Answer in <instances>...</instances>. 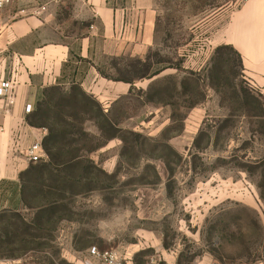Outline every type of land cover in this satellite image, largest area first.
<instances>
[{"label":"rangeland","instance_id":"rangeland-1","mask_svg":"<svg viewBox=\"0 0 264 264\" xmlns=\"http://www.w3.org/2000/svg\"><path fill=\"white\" fill-rule=\"evenodd\" d=\"M156 1L155 44L143 57L98 50L101 69L111 77L135 82L163 73L148 90L133 88L114 107L120 127L140 137L129 136L124 144L101 138L90 121L85 125L97 136L90 144L102 143L91 158L108 174L118 169L117 177L100 175L73 195L55 230L31 231L41 247L0 264H96L89 252L94 246L117 251L122 264H172L164 252L175 255L176 264H264V200L257 173L248 167L264 158V84L248 70L264 63L255 59L258 38L246 35L256 23L243 19L233 26L228 13L207 20L214 9H230L232 1L240 8L248 0ZM37 8L49 19L34 33L40 43L75 45L87 31L90 19L79 0H11L0 14L10 10L11 24ZM225 41L242 51L243 69L226 67L231 83L216 90L207 76L215 49ZM243 87L262 105L247 104ZM34 214L27 211L26 219ZM7 238L0 223L2 254L10 253Z\"/></svg>","mask_w":264,"mask_h":264},{"label":"crops","instance_id":"crops-1","mask_svg":"<svg viewBox=\"0 0 264 264\" xmlns=\"http://www.w3.org/2000/svg\"><path fill=\"white\" fill-rule=\"evenodd\" d=\"M79 4L90 22L86 33L75 45L63 41L40 43L33 37L48 24L43 8L31 9L28 15L11 24H7L10 10L8 14H0L3 16H0V81L10 79L14 83L13 103H8L6 96H0V214L20 213L26 218L27 211H34L23 200L21 173L34 164L26 157L27 148L36 141L43 142L49 130L31 124L34 110L26 112L25 107L31 104L35 109L45 88L61 86L70 89L78 85L97 100L106 113H113L114 107L133 88L146 91L163 75L160 72L135 82L115 80L101 73L98 61L99 49L101 54L109 56L143 57L147 53L156 39L159 15L156 0H79ZM231 5L230 9L222 6L210 11L207 20L228 13L233 26L239 25L243 19L256 23L246 35L258 38V48L254 52L255 57L257 54L260 57L255 59L264 60V0H248L240 8H236L235 1ZM225 42L236 45L233 41ZM25 43L24 49L22 45ZM218 44L221 43L213 47ZM237 50L242 52L239 48ZM248 70L259 84H264V63L250 65ZM163 255L172 259V264L177 263L175 255L168 252ZM21 256L0 253V259ZM197 264H205V261Z\"/></svg>","mask_w":264,"mask_h":264},{"label":"trees","instance_id":"trees-1","mask_svg":"<svg viewBox=\"0 0 264 264\" xmlns=\"http://www.w3.org/2000/svg\"><path fill=\"white\" fill-rule=\"evenodd\" d=\"M226 50L232 53L225 54ZM211 61L212 67L207 77L211 87L216 90L223 83H231V77L225 75L226 67L237 64L239 69H243L242 57L232 44L218 46ZM101 73L115 80L133 82L125 76L111 77L102 69ZM230 73L233 77L238 75L233 69H230ZM241 91L246 95L247 104L262 105L260 98L245 87ZM115 118L113 113H106L100 103L78 85H73L70 89L50 86L43 90L30 123L49 130L42 142L47 159L31 164L21 173L23 200L28 208L34 210V217L29 222L20 213L0 214V223L5 227V234L10 239L8 242L11 246V256L24 255L41 247L42 242L34 241H38L39 235L31 231L36 230L37 226L55 230L57 224L66 218L63 214L64 207L67 208V203L73 199V195L81 193L87 186H92L100 175L117 177L118 169L108 174L91 158V153L102 143L90 144L97 136L85 128L86 122L93 121L100 131L101 138H120L124 144L129 141V136H141L139 133L122 129V118ZM125 153L124 145L121 155L124 156ZM248 167L249 172L257 173L260 196L264 200V158ZM31 237L33 239H30ZM262 247L264 248V239Z\"/></svg>","mask_w":264,"mask_h":264},{"label":"built area","instance_id":"built-area-1","mask_svg":"<svg viewBox=\"0 0 264 264\" xmlns=\"http://www.w3.org/2000/svg\"><path fill=\"white\" fill-rule=\"evenodd\" d=\"M9 2H11V0H0V10L6 7ZM13 91L14 83L12 80L3 79L0 81V96H6L8 103L14 102ZM25 110L26 112H31L34 110V107L28 104ZM44 156L43 144L40 141L32 143L26 150V157L32 163L42 160ZM89 252L95 259L96 264H122V259L119 257L117 251L113 249L101 250L94 246L89 249Z\"/></svg>","mask_w":264,"mask_h":264}]
</instances>
